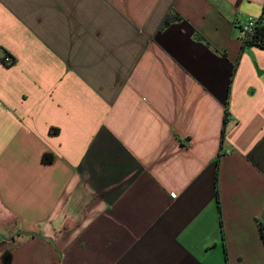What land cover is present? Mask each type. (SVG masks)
<instances>
[{"label":"crops","instance_id":"1","mask_svg":"<svg viewBox=\"0 0 264 264\" xmlns=\"http://www.w3.org/2000/svg\"><path fill=\"white\" fill-rule=\"evenodd\" d=\"M248 17L264 0H0V264H264Z\"/></svg>","mask_w":264,"mask_h":264},{"label":"trees","instance_id":"2","mask_svg":"<svg viewBox=\"0 0 264 264\" xmlns=\"http://www.w3.org/2000/svg\"><path fill=\"white\" fill-rule=\"evenodd\" d=\"M179 19V17L173 15V14H168L162 23L163 26H167L170 22H172L175 19ZM242 40V47H257L262 50H264V19L260 17L257 19L255 25L253 26L252 30L247 32L245 35L241 36ZM228 111L227 107H225V112H224V118H223V126L221 129L220 133V145L223 144L224 138H225V125L226 121L228 118ZM58 130L55 128H52L50 133L55 134ZM52 154L51 153H44L42 156V161L44 163H50L52 161ZM259 230L262 238L264 239V225L262 223H259Z\"/></svg>","mask_w":264,"mask_h":264},{"label":"built area","instance_id":"3","mask_svg":"<svg viewBox=\"0 0 264 264\" xmlns=\"http://www.w3.org/2000/svg\"><path fill=\"white\" fill-rule=\"evenodd\" d=\"M257 19L252 18V17H248L243 24H241L239 26L240 28V34L241 36L245 35L247 32L251 31L253 26L255 25ZM1 60L5 63V64H11L12 63V58L9 55H5L1 58Z\"/></svg>","mask_w":264,"mask_h":264}]
</instances>
